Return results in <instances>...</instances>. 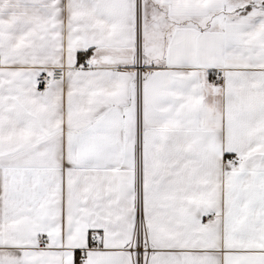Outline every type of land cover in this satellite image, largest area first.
<instances>
[{
  "label": "snow or ice",
  "instance_id": "snow-or-ice-1",
  "mask_svg": "<svg viewBox=\"0 0 264 264\" xmlns=\"http://www.w3.org/2000/svg\"><path fill=\"white\" fill-rule=\"evenodd\" d=\"M0 264H264V0H0Z\"/></svg>",
  "mask_w": 264,
  "mask_h": 264
}]
</instances>
